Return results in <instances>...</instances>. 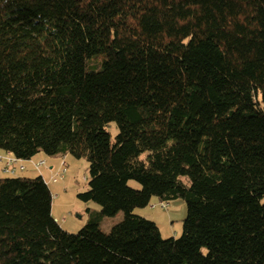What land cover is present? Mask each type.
<instances>
[{
  "label": "trees",
  "instance_id": "trees-1",
  "mask_svg": "<svg viewBox=\"0 0 264 264\" xmlns=\"http://www.w3.org/2000/svg\"><path fill=\"white\" fill-rule=\"evenodd\" d=\"M0 152L86 157L101 206L72 233L43 176L0 177V264H264V0H0Z\"/></svg>",
  "mask_w": 264,
  "mask_h": 264
},
{
  "label": "rangeland",
  "instance_id": "rangeland-1",
  "mask_svg": "<svg viewBox=\"0 0 264 264\" xmlns=\"http://www.w3.org/2000/svg\"><path fill=\"white\" fill-rule=\"evenodd\" d=\"M108 130L114 140L118 133L116 122H112L108 126ZM44 157L45 158L42 160H45L46 164L41 166L40 170H37L34 166L36 161H32V163H24L26 164L27 171L26 169L20 171L15 176L26 171V176L37 177L43 172L53 194V216L65 230L77 233L90 223L95 218L97 212L101 210V206L98 203L94 201H82L78 197V193L88 189L89 162L86 157L77 158L71 154H67L64 157L59 154L53 156L45 154ZM62 161L66 162L64 177L58 182H53L50 177L60 169H63ZM52 163L56 166L55 169L49 173L48 167L49 164ZM0 166L3 168L4 161L0 160ZM31 167L34 168V170L36 169L37 173H31L29 171ZM2 172H0V176H14L6 173L2 174ZM128 183L136 189H141L142 187L136 180H130ZM159 202V198L154 197L148 206L137 208L136 213L155 221L164 238L180 237L184 229V220L188 215L186 201L181 197L170 200L168 203L166 202L168 204L166 208H163L162 204ZM154 203L158 204L153 207ZM123 218V211H120L114 216L102 217L100 219V228L104 232H109L112 227L121 222Z\"/></svg>",
  "mask_w": 264,
  "mask_h": 264
},
{
  "label": "built area",
  "instance_id": "built-area-1",
  "mask_svg": "<svg viewBox=\"0 0 264 264\" xmlns=\"http://www.w3.org/2000/svg\"><path fill=\"white\" fill-rule=\"evenodd\" d=\"M0 160L4 161V166L2 168V171L5 172L6 174L10 175H17L18 172L23 171L26 169L25 164H23L22 159L14 156V155H3L0 152ZM46 162L45 160H39L37 163H35V168L40 170L41 166L45 165ZM62 166L63 169H60L57 171L54 175H51L50 179L53 182H58L60 179L64 177V173L66 171V162L62 161ZM154 206V205H153ZM168 204L163 203L162 207L165 208L167 207Z\"/></svg>",
  "mask_w": 264,
  "mask_h": 264
},
{
  "label": "crops",
  "instance_id": "crops-1",
  "mask_svg": "<svg viewBox=\"0 0 264 264\" xmlns=\"http://www.w3.org/2000/svg\"><path fill=\"white\" fill-rule=\"evenodd\" d=\"M3 155H8V154H10V153H2ZM11 155V154H10ZM44 153L43 152H40V153H38V154H36L35 156H33L31 159H28V160H22V162H23V164L24 163H32V161H36L35 163H37L39 160H42V159H44L45 157H44ZM35 163H34V165H35ZM26 165V164H25ZM55 166L56 165H54L53 163L52 164H49V167H48V171H49V173L50 172H52L53 171V169H55ZM26 167V166H25ZM27 168V167H26ZM38 170V169H37ZM26 171H27V169H26ZM25 171V172H26ZM29 171L31 172V173H37L36 172V169L34 170V168H30L29 169ZM0 172H2V168H1V166H0ZM25 172L24 173H21V174H19V175H22V176H26L25 175ZM39 172H41V171H39ZM2 174H4V172H2ZM41 176H43L44 177V173L43 172H41ZM0 177H3V176H0ZM44 179H45V177H44ZM45 181L47 182V180L45 179ZM48 183V182H47ZM57 196V195H56ZM57 220V219H56ZM58 221V220H57ZM59 222V221H58Z\"/></svg>",
  "mask_w": 264,
  "mask_h": 264
}]
</instances>
